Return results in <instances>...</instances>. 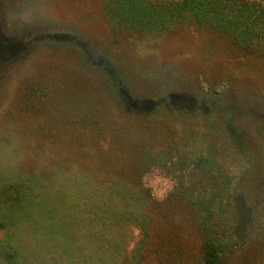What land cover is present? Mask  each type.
Listing matches in <instances>:
<instances>
[{
	"label": "rangeland",
	"instance_id": "rangeland-1",
	"mask_svg": "<svg viewBox=\"0 0 264 264\" xmlns=\"http://www.w3.org/2000/svg\"><path fill=\"white\" fill-rule=\"evenodd\" d=\"M187 3L0 0V264H264V37Z\"/></svg>",
	"mask_w": 264,
	"mask_h": 264
},
{
	"label": "trees",
	"instance_id": "trees-1",
	"mask_svg": "<svg viewBox=\"0 0 264 264\" xmlns=\"http://www.w3.org/2000/svg\"><path fill=\"white\" fill-rule=\"evenodd\" d=\"M199 21L204 19V5L209 1H216L218 5L226 7L228 3L238 5L237 10L228 8L234 13L231 19L232 24L226 28V32L232 35H239L247 38L258 36L264 37V0H258L260 3L254 2L250 4L247 0H187ZM231 5V4H230ZM216 13V11H215ZM212 232L206 228L204 241L202 243L203 262L202 264H220L222 244L212 238Z\"/></svg>",
	"mask_w": 264,
	"mask_h": 264
}]
</instances>
